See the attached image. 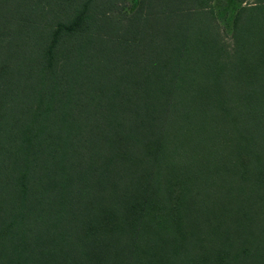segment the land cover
Listing matches in <instances>:
<instances>
[{
	"label": "trees",
	"instance_id": "1",
	"mask_svg": "<svg viewBox=\"0 0 264 264\" xmlns=\"http://www.w3.org/2000/svg\"><path fill=\"white\" fill-rule=\"evenodd\" d=\"M0 0V264H264V0Z\"/></svg>",
	"mask_w": 264,
	"mask_h": 264
},
{
	"label": "rangeland",
	"instance_id": "2",
	"mask_svg": "<svg viewBox=\"0 0 264 264\" xmlns=\"http://www.w3.org/2000/svg\"><path fill=\"white\" fill-rule=\"evenodd\" d=\"M251 0H213L214 13L226 40L230 39L232 21L235 11ZM138 0H124L120 15H129L136 7Z\"/></svg>",
	"mask_w": 264,
	"mask_h": 264
}]
</instances>
